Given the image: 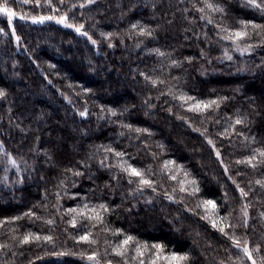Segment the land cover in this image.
<instances>
[{"label": "trees", "instance_id": "16d2710c", "mask_svg": "<svg viewBox=\"0 0 264 264\" xmlns=\"http://www.w3.org/2000/svg\"><path fill=\"white\" fill-rule=\"evenodd\" d=\"M0 8V264H264V0Z\"/></svg>", "mask_w": 264, "mask_h": 264}, {"label": "rangeland", "instance_id": "374dc122", "mask_svg": "<svg viewBox=\"0 0 264 264\" xmlns=\"http://www.w3.org/2000/svg\"><path fill=\"white\" fill-rule=\"evenodd\" d=\"M169 165L170 166H169L168 171H169V173H172V175H174V172H176V170H174V168L172 167L171 164H169ZM179 181H180L179 184H181V187L184 190L185 189L189 190V189H191L193 187L192 183L188 179L183 178L182 180L180 179ZM205 206H206V209H209V211H207V212H213L212 211V209H213L212 203L208 202V203L205 204ZM141 250H142V252L136 253L139 258H135L134 259L135 264H141V263L142 264H182L183 263V260H172L171 257H174V256L175 257H180V256L165 252L160 246L152 247V248L151 247L150 248L147 247L146 250H144V249H141ZM148 252H149V255H146ZM150 252H151V254H150ZM143 253H145V254H143ZM90 260L93 263L96 262L95 259H90ZM123 260L126 262L127 261V257H124ZM139 262H141V263H139Z\"/></svg>", "mask_w": 264, "mask_h": 264}, {"label": "snow or ice", "instance_id": "6c2138e0", "mask_svg": "<svg viewBox=\"0 0 264 264\" xmlns=\"http://www.w3.org/2000/svg\"><path fill=\"white\" fill-rule=\"evenodd\" d=\"M0 12H5V13H7L9 16H12V15H14V13H12L11 11H9L7 8H0ZM58 22H63V20H61V21H58ZM77 31H79V29H76ZM236 35H242V33H237ZM209 105H204V107H208ZM237 123H240V121H237ZM132 172H133V174L134 175H137V176H139L140 175V173H138L135 169H133L132 170ZM145 184H147L148 183V181H143ZM209 203H211V202H209ZM213 207H215L214 205H213ZM46 239H51L50 237H47ZM81 239H87V237H81ZM25 242H27V238L25 239ZM125 243H127V241H125ZM237 246H239V242H237ZM153 247H158V246H156V245H154ZM244 251H245V253L246 254H248V250H247V248H245L244 249ZM120 254H122V253H120ZM249 256H250V254H249ZM90 259H94V257H90ZM171 259L172 260H183V259H185V257H171ZM253 264H255V262H253Z\"/></svg>", "mask_w": 264, "mask_h": 264}]
</instances>
